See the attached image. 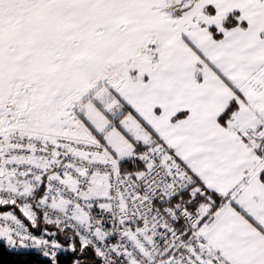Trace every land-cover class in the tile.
Instances as JSON below:
<instances>
[{
	"label": "snow or ice",
	"instance_id": "obj_1",
	"mask_svg": "<svg viewBox=\"0 0 264 264\" xmlns=\"http://www.w3.org/2000/svg\"><path fill=\"white\" fill-rule=\"evenodd\" d=\"M0 241L264 264V0H0Z\"/></svg>",
	"mask_w": 264,
	"mask_h": 264
},
{
	"label": "trees",
	"instance_id": "obj_2",
	"mask_svg": "<svg viewBox=\"0 0 264 264\" xmlns=\"http://www.w3.org/2000/svg\"><path fill=\"white\" fill-rule=\"evenodd\" d=\"M17 215L20 214L17 212ZM21 219H23L24 222H26L30 226V223L22 216ZM50 228L52 227L49 226V229ZM33 230L37 233H40V230L38 228ZM59 238L62 242L67 243L66 241H63V237H59ZM71 258H72L71 254H69L68 256L61 257L62 260H70ZM39 259L40 258L34 254L9 251L2 243H0V264H24V262L26 261H37Z\"/></svg>",
	"mask_w": 264,
	"mask_h": 264
},
{
	"label": "built area",
	"instance_id": "obj_3",
	"mask_svg": "<svg viewBox=\"0 0 264 264\" xmlns=\"http://www.w3.org/2000/svg\"><path fill=\"white\" fill-rule=\"evenodd\" d=\"M27 226H29L26 222H24ZM29 228H30V231H32V233L34 234V235H37V236H39L40 235V233H37V232H35L30 226H29ZM50 230L51 231H55V229L54 228H50ZM58 239H60L59 237H58ZM0 243H2L7 249H8V247H7V245H6V242H4V241H0ZM9 250V249H8ZM10 251V250H9ZM13 252H24V253H28V254H34V255H37L38 256V254L35 252V251H24V250H20V251H13ZM39 257V256H38Z\"/></svg>",
	"mask_w": 264,
	"mask_h": 264
}]
</instances>
